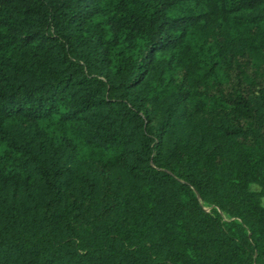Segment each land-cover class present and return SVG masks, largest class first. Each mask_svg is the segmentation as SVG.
Returning <instances> with one entry per match:
<instances>
[{
    "label": "trees",
    "instance_id": "16d2710c",
    "mask_svg": "<svg viewBox=\"0 0 264 264\" xmlns=\"http://www.w3.org/2000/svg\"><path fill=\"white\" fill-rule=\"evenodd\" d=\"M0 264H264V0H0Z\"/></svg>",
    "mask_w": 264,
    "mask_h": 264
},
{
    "label": "rangeland",
    "instance_id": "374dc122",
    "mask_svg": "<svg viewBox=\"0 0 264 264\" xmlns=\"http://www.w3.org/2000/svg\"><path fill=\"white\" fill-rule=\"evenodd\" d=\"M203 204H204V207H205L206 209H208V210L212 209V204H209V203H207V202H204ZM225 216H226V215H225ZM226 217H227V216H226Z\"/></svg>",
    "mask_w": 264,
    "mask_h": 264
}]
</instances>
